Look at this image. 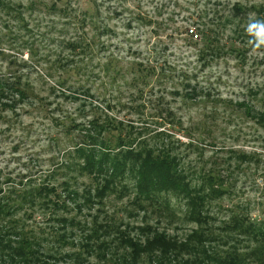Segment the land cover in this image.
Returning <instances> with one entry per match:
<instances>
[{
	"label": "rangeland",
	"instance_id": "374dc122",
	"mask_svg": "<svg viewBox=\"0 0 264 264\" xmlns=\"http://www.w3.org/2000/svg\"><path fill=\"white\" fill-rule=\"evenodd\" d=\"M212 9L218 13L206 14ZM250 19L264 21V0H0V209L7 212L0 214V239L14 246L27 240L33 262L46 264H74L66 256L81 251L94 231L108 245L107 260L124 255L117 236L127 232L174 240L164 264H216L213 257L264 264V254L248 258L264 246V220L257 222L264 217V47L253 52ZM100 26L111 32L96 39ZM202 32L212 39L204 42ZM17 79L24 100L10 92ZM98 126L106 128L98 142L104 137L112 155L169 147L190 189L197 184L192 172L194 179L216 172L222 181L214 198L222 199L203 205L208 227L202 232L192 220L183 193L138 199L128 170L118 192L101 202L97 187L106 179L80 170L78 151L91 145ZM242 155L249 157L239 166ZM44 189L54 191L49 211L44 198L27 195ZM52 202L64 209L56 213ZM64 217L76 226L66 245L54 221ZM194 233H203V245ZM88 252L75 264L106 262Z\"/></svg>",
	"mask_w": 264,
	"mask_h": 264
},
{
	"label": "trees",
	"instance_id": "16d2710c",
	"mask_svg": "<svg viewBox=\"0 0 264 264\" xmlns=\"http://www.w3.org/2000/svg\"><path fill=\"white\" fill-rule=\"evenodd\" d=\"M214 9L218 8L217 4L213 5ZM240 9V8H239ZM213 12H209L206 14H217V10H213ZM239 12V11H236ZM235 13V12H234ZM88 14L93 17L92 9L88 10ZM234 20H236V16H232ZM206 19V18H205ZM223 18L215 17V21L218 23V20H222ZM211 24L212 21H210ZM204 26V25H203ZM216 28V26H214ZM218 29L221 26H217ZM169 29V28H167ZM111 31L107 29L106 26H100L98 30H95L94 38L96 39H102L108 35ZM191 32V33H190ZM196 31H193V29L187 28L185 30V34L189 35L190 38L193 39L194 36L197 37L195 34ZM202 36L204 38V42L212 39V36L209 34H205L202 32ZM199 37V36H198ZM201 37V35H200ZM231 45H229V48L231 51H236L234 49V44L232 42V39L230 40ZM229 42V43H230ZM103 49V48H102ZM139 54L138 52H136ZM142 54V53H141ZM140 55V54H139ZM205 57V56H204ZM202 59V58H201ZM110 61V62H109ZM108 61V63L104 66V71L108 72L110 71V66L113 61L111 58ZM118 63V62H117ZM123 68L119 67L115 72L116 74H119L120 71ZM3 88L2 85H0V89ZM23 89V90H22ZM10 92L13 93V95H17L20 100H24L27 97V90L24 89L20 81L17 79L11 86H10ZM14 101H16L14 99ZM249 112H245V115L247 118L253 120L252 112L248 110ZM108 120H111L107 118ZM255 121V120H253ZM258 122V121H257ZM259 125H261L264 129V121H259ZM99 130L95 129V136L90 138L92 140L91 145L87 149H79V153L82 158H84V166L80 170L87 172V174L93 173L94 175L103 176L104 179H106L101 187H97V194L96 196L100 195L102 198H99V200L102 202V200L105 197L109 196V191H116L118 188V184L121 183L118 179H122V175L125 174V171L128 170L132 175L135 176V184L136 187L139 188L137 197L141 200H147L149 202H157L159 198L162 196V190L163 191H173L175 193H183L185 197L189 200L190 205L192 206V212L194 211L195 214L193 215L194 221H196L197 225L202 228V232L208 227V219L205 217L204 214V204H208L209 201H216L221 200L222 198H214L216 196L218 189L215 185L221 183L222 179L218 176V174L214 171L210 173H204L199 179H194L196 177V173L192 172L188 176H190L193 181L197 182L195 184L194 188H188V186L192 187L191 184L189 185L185 184L183 178V175L179 170H177V167L174 160L171 159L170 155V149L167 147L166 149L162 150L161 153H155L152 150H137L135 153L131 152L129 150L127 151H120L118 154L114 151H111V146L108 143L106 139L101 138L100 142H98V137L102 131H106V128L104 126H98ZM103 140H105L108 144L104 143ZM127 144H120L119 147H126ZM117 147V148H119ZM82 148V147H80ZM139 149L142 148V146L138 147ZM190 149V147H189ZM111 151V152H110ZM237 151H231L230 154L233 155ZM108 153V154H104ZM135 154V155H132ZM141 159L142 157H144ZM256 156V155H254ZM254 156L250 157V159L254 158ZM239 157V158H238ZM236 158V162L239 163V166L246 164L244 162V159L249 157L248 155H242L238 156ZM251 163V162H250ZM109 167V168H108ZM112 169L109 172H106L105 169ZM184 179H182V178ZM190 178V182L192 181ZM192 181V182H193ZM216 187V188H215ZM186 190V193H185ZM54 191L44 189L40 194L33 195L32 193L27 194L31 199H34L36 196H41L45 199V207L47 211H49V205L50 203L49 195L50 193H53ZM209 193V194H207ZM182 194V195H183ZM21 197V196H20ZM70 197L68 196L67 199ZM93 198L88 197L87 201H91ZM23 201H26L25 199ZM74 201V200H72ZM52 206L55 208V212L64 209L61 206H59L57 203L52 202ZM7 213L4 212V210L0 209V214ZM53 217H56L55 215ZM74 218H70L68 220L67 218H55L54 221H56L60 226V230H62L63 234L59 235V243H62V245H66V242L70 237H72L75 232L76 226L74 224ZM264 217H259L257 222H263ZM235 221V218L233 219V222ZM236 223L233 225V227H236ZM79 230L80 228L77 227ZM101 229V228H100ZM106 229V226L103 228V230ZM209 230V229H208ZM55 231V230H54ZM207 231V230H206ZM254 232V230H250V233ZM264 233V230H262ZM203 234V233H202ZM202 234H196L194 233L195 240L194 242L197 243V246L203 245L202 240L204 239V236ZM91 239L90 242H84L82 245V250L78 251V253L74 255H68L66 258L74 259L72 263H76L80 258L81 252H86L89 255L88 250L90 249L93 252H97L99 255L100 260H104L103 264H144L145 260L147 258L155 259L156 262H152L155 264H164L165 263V254H170L172 250L171 248L177 246L176 242L174 240H170L169 238H166L164 235H158L154 236L153 238H149L148 236H144V240H137L136 238H131L130 235L127 234V232H120L117 236V238L120 239V242L118 243L119 247L121 245V248L124 249V255L122 257H117L116 261L109 259L107 260V252H108V245L106 242H102V238H99V232L94 231L92 236L89 237ZM192 238V235L189 236L188 241L186 242V245L191 244L190 239ZM27 242L25 240L24 242H20L17 244V246H14L12 244L6 243L3 239H0V261L1 264H46V263H40V262H33V258H31L30 255H28V250L24 246V243ZM192 247V246H190ZM197 247L193 246L190 248V251L192 249H196ZM106 249V250H105ZM256 254H264V246L259 247V250L257 252L251 251L248 255V258L251 259L254 258V255ZM160 257V259L156 258ZM113 258V257H111ZM216 259V264H221L220 260L218 258L213 257L212 260ZM228 259V257L226 258ZM250 262V259L247 261H236L232 262V264H247ZM251 262L257 264V261L252 260ZM252 264V263H251Z\"/></svg>",
	"mask_w": 264,
	"mask_h": 264
},
{
	"label": "clouds",
	"instance_id": "9594fccd",
	"mask_svg": "<svg viewBox=\"0 0 264 264\" xmlns=\"http://www.w3.org/2000/svg\"><path fill=\"white\" fill-rule=\"evenodd\" d=\"M246 32L249 35V44L252 46L253 52L264 47V21L249 20L246 26Z\"/></svg>",
	"mask_w": 264,
	"mask_h": 264
}]
</instances>
